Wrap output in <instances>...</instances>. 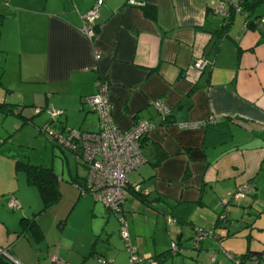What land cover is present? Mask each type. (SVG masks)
I'll list each match as a JSON object with an SVG mask.
<instances>
[{
	"label": "crops",
	"instance_id": "1",
	"mask_svg": "<svg viewBox=\"0 0 264 264\" xmlns=\"http://www.w3.org/2000/svg\"><path fill=\"white\" fill-rule=\"evenodd\" d=\"M93 1L0 0V100L21 112L2 110L17 122L1 130L6 138L0 136V253L12 264H47L52 252L66 264H100L99 258L126 263L114 214L78 193L74 182L84 172L74 169L69 177L77 193L70 185L67 211L55 207L58 198L36 213L39 194L16 166L18 150L6 145L43 147L44 137L26 119L46 122L47 107L62 109L58 119L64 126L71 128L70 114H80L86 122L77 128L94 130L97 116L83 96L95 91L97 75L107 81L110 115L120 128L137 117L153 122L139 142L143 162L126 172L122 203L130 244L145 257L138 264L189 255L186 239L192 241L195 226L214 230L226 193L245 180L256 188L255 177L264 170V38L256 27L244 25L242 14L215 16L210 0H143L144 7L102 0L88 39L79 31L80 16ZM198 57L205 60L201 69L192 65ZM153 98L169 106L166 120L151 106ZM34 106L41 109L34 112ZM39 113L43 117L35 121ZM189 122L199 124L179 125ZM58 178L60 197L68 188ZM255 188L226 207L219 220L227 231L241 224L232 223L229 214L244 212ZM10 196L18 201L16 208L7 207ZM33 214L41 232L37 239L19 231L20 217ZM74 215L81 224L68 227ZM204 238L193 247L206 246Z\"/></svg>",
	"mask_w": 264,
	"mask_h": 264
},
{
	"label": "built area",
	"instance_id": "2",
	"mask_svg": "<svg viewBox=\"0 0 264 264\" xmlns=\"http://www.w3.org/2000/svg\"><path fill=\"white\" fill-rule=\"evenodd\" d=\"M102 0H94L80 16L79 31L88 39L95 33L94 17ZM129 4L140 5L143 0H126ZM242 0H215L210 7L211 11L221 17L241 12ZM264 20V17L260 21ZM205 60L201 57L193 60L192 65L201 69ZM83 100L89 104L97 116L96 128L87 130L83 128H68L63 132L53 130L49 125L39 126L42 135L63 148H68L73 158L84 167L82 181L79 183L81 193H90L101 201L106 209L111 210L119 217V234L124 239L126 247L130 250L128 264H137L144 260L141 254H136L129 240L128 225L122 212V203L126 196V188L129 184L126 172L137 167L144 160L140 148V139L152 126V121L145 117H137L128 128H120L110 115L111 104L108 100V84L102 77H95V91L83 96ZM151 106L162 117L169 111V106L158 98L150 100ZM35 106V111H39ZM46 112L49 119L54 120L61 114V108L47 107ZM197 122L180 123V126L194 127ZM255 186L251 180L238 183L223 202V208L218 213V219L226 217L228 204L232 200H240L251 193ZM8 208H16L19 204L15 197L10 196L6 202ZM225 207V208H224ZM206 236H214L212 230L202 226H195L191 235L193 244ZM175 243H170V248H175ZM232 257L230 252H223ZM103 264H107L106 258H99ZM209 259L215 260L212 254ZM235 263H238L236 260ZM47 264H66L55 252L49 254Z\"/></svg>",
	"mask_w": 264,
	"mask_h": 264
},
{
	"label": "rangeland",
	"instance_id": "3",
	"mask_svg": "<svg viewBox=\"0 0 264 264\" xmlns=\"http://www.w3.org/2000/svg\"><path fill=\"white\" fill-rule=\"evenodd\" d=\"M212 5L215 3V0H210ZM264 11V2H261L259 5L255 7V12H263ZM215 15V14H214ZM239 13L233 14V19L240 18ZM217 16V15H215ZM31 108V107H28ZM3 111L0 110V136L7 137V133H1V130H4V128H12L14 123L17 122V120L11 121V118L15 119L14 115H6L2 113ZM43 117V113L36 114L35 121H39ZM67 121V120H65ZM80 114H70L68 117L67 125L71 128H77L78 125H84L85 122H82ZM9 133V132H8ZM44 146H38V145H32L25 142H18L17 144L8 145L10 148H14L18 150V157L20 160L27 161L29 163L34 164H44L46 166H49L52 168V170L58 175V181H62V184H65L67 186V190H63V194H60L59 200L56 203V208L60 210V212H65L69 209L72 199V189L70 185H72L77 193V188L72 183L69 182V177L74 173V169L77 170V175H80L84 172L83 165L80 164V162H77L70 151L68 149L62 148L55 142H52L50 140H47L44 138ZM13 153V152H12ZM67 164L69 165V172L67 171ZM63 167V169H62ZM63 172H62V170ZM61 170V171H60ZM256 181V194L252 198L253 202L249 206H245L244 212L241 214H238V212H231L229 220H239L241 221V224H231L230 229L231 231H227L226 225H222L221 221L216 218L218 222H220L218 225L214 227V230L210 227H207V229L212 230L214 235L220 236V240H212L213 237H205L207 244L206 246L203 245L200 249H196L193 247L192 241L187 237L186 240H188V243L186 244L189 247V255L186 254V256H176L175 259L172 260H166L163 261L160 264H234V262L239 259L238 255L239 253L245 251L246 249H260L264 248V170L261 171L260 174H258L255 177ZM255 185V184H254ZM61 193V190H60ZM228 193L224 196V198H228ZM90 195V193H84L83 195ZM248 195V194H247ZM94 198V197H93ZM101 202V201H99ZM246 201H243L245 203ZM101 204L104 206V204L101 202ZM231 203L228 204L227 207H230ZM105 207V206H104ZM106 208V207H105ZM81 210V209H80ZM79 210V211H80ZM110 213L113 215L115 220L118 222V225L120 224L119 217L115 215L113 211L110 210ZM71 218V216H70ZM69 218V220H70ZM214 218V214L211 217H207V221L210 223ZM236 218V219H235ZM81 217L80 215H74L71 219L72 224H69L68 227H73L76 225L81 224ZM184 226V230L186 231L184 236L189 235L188 232L190 231L188 227ZM119 237L122 242V248L123 250H126L127 252V259L126 263L128 264L129 256H130V250L126 247L124 239L119 234ZM258 239V240H257ZM260 241V243H258ZM211 242H214V245L211 244ZM218 243L219 248H216V244ZM249 245V246H248ZM133 247V246H132ZM206 247V248H205ZM109 248L114 249V245L112 243L109 244ZM133 250H136L135 247H133ZM223 251L230 252L234 257H228L226 256ZM138 254L137 252H135ZM214 255L217 257V260H212L213 262H208V258L211 255ZM110 261V258H106ZM97 261L100 264H103L100 259H97ZM261 264H264V257L261 260Z\"/></svg>",
	"mask_w": 264,
	"mask_h": 264
},
{
	"label": "trees",
	"instance_id": "4",
	"mask_svg": "<svg viewBox=\"0 0 264 264\" xmlns=\"http://www.w3.org/2000/svg\"><path fill=\"white\" fill-rule=\"evenodd\" d=\"M261 2H264V0H242V2H241V12L244 13V14H242L244 25H246L248 27H256L260 32V39L264 38V20L260 21L261 18L264 17V11L263 12H255V7L257 5H259ZM145 4L146 3L143 2L140 5L144 7ZM233 14H234L233 12H230V14L228 16H226V18H230L231 16H233ZM98 76L99 75H97L96 77H98ZM99 77H101V76H99ZM40 109H41V107L39 108V110ZM0 110L10 111L14 114H19V115L21 113L20 107L8 104L6 101H3V100H0ZM34 112H38V111H35V106H34ZM168 112L165 115H163L162 117L160 116V118L163 120L164 119L166 120V116H167ZM26 121L31 126H33L34 130L37 133H39L41 135H42V133L38 129V127L42 126L44 124L49 125L50 128L53 130H57V131L61 130V132H63L64 130H67L69 128V127L64 126L62 124V121L58 119V116L54 120H51L48 117V120L44 123H41L40 125L32 124L31 121L29 120V118H27ZM207 121L208 120H205L204 122H207ZM65 149H68V148H65ZM16 166L21 167L23 169L27 181L35 186V188L39 194V197L41 199V207L38 209V211L36 213L49 208L53 203H55L57 201V199L59 198V189L57 186V174H55V172L52 170L51 167L46 166V165L31 164V163H27V162L20 161V160H18L16 162ZM81 181H82V176H81V178L76 179L74 182L78 188L79 194H82L81 188L79 187V183H81ZM131 186L133 189H138L137 185H135V184L131 185ZM127 188H128V186H127ZM127 188H126V194H127ZM34 215L35 214H33L30 217H24V216L20 217L21 228L19 231H21L23 233H28L31 237H34L35 239H37L41 236V232H40V229H39L37 223L35 222ZM219 237L220 236H217V237H215V239L218 240ZM170 249H172V248H170ZM232 257H234V256L232 255ZM263 257H264V248H260L257 250L246 249L245 251L239 253V255H238L239 259H237L238 263L234 262V264H261V260L263 259ZM0 264H12V262L6 256L5 253H2V254L0 253Z\"/></svg>",
	"mask_w": 264,
	"mask_h": 264
}]
</instances>
